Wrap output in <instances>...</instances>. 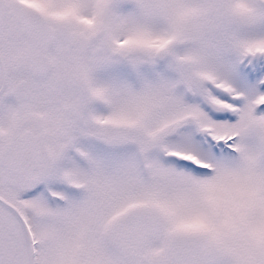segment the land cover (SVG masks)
Returning a JSON list of instances; mask_svg holds the SVG:
<instances>
[{
	"label": "snow or ice",
	"instance_id": "snow-or-ice-1",
	"mask_svg": "<svg viewBox=\"0 0 264 264\" xmlns=\"http://www.w3.org/2000/svg\"><path fill=\"white\" fill-rule=\"evenodd\" d=\"M0 264H264V0H0Z\"/></svg>",
	"mask_w": 264,
	"mask_h": 264
}]
</instances>
